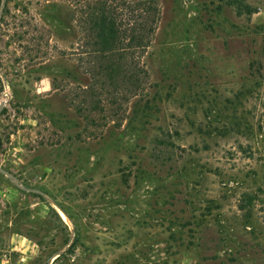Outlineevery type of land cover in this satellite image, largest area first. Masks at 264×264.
I'll return each instance as SVG.
<instances>
[{
    "label": "rangeland",
    "instance_id": "obj_1",
    "mask_svg": "<svg viewBox=\"0 0 264 264\" xmlns=\"http://www.w3.org/2000/svg\"><path fill=\"white\" fill-rule=\"evenodd\" d=\"M156 1L148 87L95 127L52 86L80 78L77 21L9 0L0 264H264V0Z\"/></svg>",
    "mask_w": 264,
    "mask_h": 264
},
{
    "label": "trees",
    "instance_id": "obj_2",
    "mask_svg": "<svg viewBox=\"0 0 264 264\" xmlns=\"http://www.w3.org/2000/svg\"><path fill=\"white\" fill-rule=\"evenodd\" d=\"M8 2L5 1L2 9L1 24L9 14ZM1 5L2 0L0 9ZM53 7L57 8V15L63 12L69 19L77 21L78 48L70 55L76 57L80 71L77 83L55 76L53 89L68 86L74 97L71 103L75 104L77 113L85 120L89 119L93 126L100 127L110 122L116 126L121 124L127 116L131 99L142 95L150 81L143 57L160 22L158 2L57 0ZM23 22L22 17L16 16L15 29L20 30ZM51 53L38 50L34 59L50 60L55 57ZM67 75L71 73L67 72Z\"/></svg>",
    "mask_w": 264,
    "mask_h": 264
},
{
    "label": "water",
    "instance_id": "obj_3",
    "mask_svg": "<svg viewBox=\"0 0 264 264\" xmlns=\"http://www.w3.org/2000/svg\"><path fill=\"white\" fill-rule=\"evenodd\" d=\"M4 1H5V0H3V4H2V6H1V9L3 8ZM4 106H5V105H4L3 103L0 104V113H1V111L4 109ZM0 172L3 173V174H5V175H7V176H10V174H9L7 171H5V170H3V169H1V168H0Z\"/></svg>",
    "mask_w": 264,
    "mask_h": 264
}]
</instances>
